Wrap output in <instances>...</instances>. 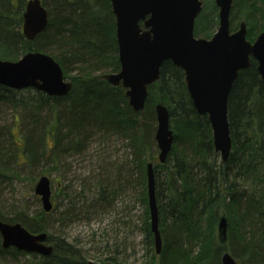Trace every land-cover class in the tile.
<instances>
[{
    "label": "trees",
    "instance_id": "1",
    "mask_svg": "<svg viewBox=\"0 0 264 264\" xmlns=\"http://www.w3.org/2000/svg\"><path fill=\"white\" fill-rule=\"evenodd\" d=\"M200 1L198 18L204 15L206 23L195 22L194 34L210 38L213 25L218 26V9L214 0L211 5ZM232 1L229 31H236L243 22L246 38L253 42L264 25V0ZM26 2L0 0V60L16 61L30 51L46 53L60 65L72 89L65 97H49L30 88L16 91L0 86V103L12 107L19 129L17 136L12 127L0 128V188L13 176L18 178L12 166L31 169L52 164L55 168L63 156L82 153L95 137L121 143L128 158L109 167L117 175L115 181L97 175L92 186L82 185L74 195L66 194L68 207L61 214L67 218L59 215L47 221L55 211L52 195L48 213L40 209L29 214L14 208L8 215L0 210L1 221L18 222L33 234L44 232L53 247L51 255L44 257L3 249L0 238V264H91L84 251L61 233L55 235L53 226L77 214L89 220L110 208L128 186L137 190L136 200L143 210L139 230L151 253L143 264H220L225 251L238 264H264V84L256 62L251 59L248 69L239 72L229 94L232 146L222 162L213 148L207 116L197 115L192 107L181 69L169 61L162 64L159 79L147 87L141 112L131 109L121 86L102 78L120 70L109 0H41L48 24L31 42L21 33ZM157 104L168 109L174 136L162 164L155 141ZM148 163L154 174L159 254L150 230ZM221 216L227 220L223 245L216 235ZM99 260L120 264L113 256Z\"/></svg>",
    "mask_w": 264,
    "mask_h": 264
},
{
    "label": "water",
    "instance_id": "2",
    "mask_svg": "<svg viewBox=\"0 0 264 264\" xmlns=\"http://www.w3.org/2000/svg\"><path fill=\"white\" fill-rule=\"evenodd\" d=\"M115 18V36L120 70L103 75L112 86L125 90L128 105L134 112L144 110L147 87L160 77L164 62H171L184 73L186 90L192 107L199 116H207L212 132L214 151L225 162L231 152L228 122V98L241 71L248 69L253 59L264 84V25L253 42L247 40V29L229 31L232 0H214L218 9V26L210 38L196 37L195 21L201 13L200 0H109ZM48 13L41 0H27L22 14L21 33L33 41L44 32ZM0 86L12 90L33 89L49 97H65L72 82L64 78L62 68L46 53L30 51L16 61L0 60ZM155 141L157 160L164 163L174 142L169 124V111L155 106ZM147 198L150 230L154 247L159 254L161 234L155 200L152 163L147 165ZM42 210L52 209L50 179L40 176L34 187ZM0 238L3 249L15 248L25 253L44 257L51 255L52 245L47 234H33L19 223L0 220ZM227 220L221 216L217 223V239L225 244ZM93 264V263H91ZM95 264H112L108 262ZM220 264H238L229 252H224Z\"/></svg>",
    "mask_w": 264,
    "mask_h": 264
},
{
    "label": "rangeland",
    "instance_id": "3",
    "mask_svg": "<svg viewBox=\"0 0 264 264\" xmlns=\"http://www.w3.org/2000/svg\"><path fill=\"white\" fill-rule=\"evenodd\" d=\"M211 5L212 1L208 0ZM200 16L197 21L200 25L206 23V18ZM213 25V34L217 30ZM71 75V74H70ZM74 75V73H72ZM25 90V89H24ZM22 91V90H19ZM12 107L0 103V128L12 127L14 134L18 136V122L15 120ZM128 158V152L121 143L112 140L99 141L97 137L91 140L82 153L65 155L53 168V165L39 164L29 169L25 166H12V170L18 174L13 176L5 186L0 188V210L10 215V209H21L29 214H35L42 205L38 196L34 193V187L40 176L50 179V188L53 200L54 213L47 217V221L55 220L68 207L66 194L74 195L84 185L92 186L97 180V175L106 176L115 181L116 174L109 169L112 165H118L121 160ZM105 160V161H104ZM103 172V173H102ZM124 180L128 178L124 175ZM121 180V179H120ZM124 185L123 182H118ZM117 184V183H116ZM115 185L110 188L114 189ZM110 208L98 212L85 219L83 215L64 219L62 225L55 224L53 233H61L67 242L75 244L94 263H100L99 259L113 256L120 264H143L151 256L150 247L143 240L140 232L142 217V205L137 198V190L122 188ZM217 235V229H216ZM24 262L23 259H21Z\"/></svg>",
    "mask_w": 264,
    "mask_h": 264
},
{
    "label": "bare ground",
    "instance_id": "4",
    "mask_svg": "<svg viewBox=\"0 0 264 264\" xmlns=\"http://www.w3.org/2000/svg\"><path fill=\"white\" fill-rule=\"evenodd\" d=\"M16 223H18V222H16ZM19 224H20V223H19ZM90 263H93V264H95L94 262H91V261H90ZM108 263H111V262H108ZM112 264H113V263H112Z\"/></svg>",
    "mask_w": 264,
    "mask_h": 264
}]
</instances>
